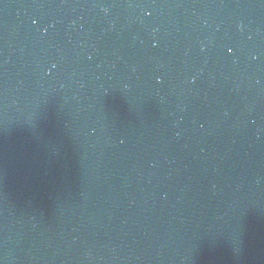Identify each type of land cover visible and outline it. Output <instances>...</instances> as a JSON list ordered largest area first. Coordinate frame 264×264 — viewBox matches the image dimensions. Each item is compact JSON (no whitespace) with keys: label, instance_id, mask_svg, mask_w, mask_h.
Masks as SVG:
<instances>
[{"label":"water","instance_id":"95a60500","mask_svg":"<svg viewBox=\"0 0 264 264\" xmlns=\"http://www.w3.org/2000/svg\"><path fill=\"white\" fill-rule=\"evenodd\" d=\"M0 264H264V0H0Z\"/></svg>","mask_w":264,"mask_h":264}]
</instances>
